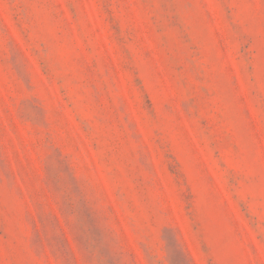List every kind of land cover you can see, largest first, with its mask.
<instances>
[{"label": "rangeland", "instance_id": "374dc122", "mask_svg": "<svg viewBox=\"0 0 264 264\" xmlns=\"http://www.w3.org/2000/svg\"><path fill=\"white\" fill-rule=\"evenodd\" d=\"M0 264H264V0H0Z\"/></svg>", "mask_w": 264, "mask_h": 264}]
</instances>
